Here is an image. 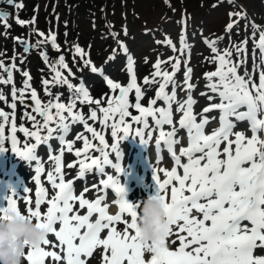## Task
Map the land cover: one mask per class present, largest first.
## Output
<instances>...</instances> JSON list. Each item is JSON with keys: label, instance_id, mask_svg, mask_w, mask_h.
Returning a JSON list of instances; mask_svg holds the SVG:
<instances>
[{"label": "snow or ice", "instance_id": "snow-or-ice-1", "mask_svg": "<svg viewBox=\"0 0 264 264\" xmlns=\"http://www.w3.org/2000/svg\"><path fill=\"white\" fill-rule=\"evenodd\" d=\"M8 2L14 3V0ZM0 19L6 21V14L0 12ZM18 23L23 25L25 22L18 21ZM234 23L227 25L228 31L232 29ZM52 41L54 44L55 37H52ZM168 43L171 44V41ZM181 43L183 44V39ZM208 43L215 53L211 57V62L217 63V68L215 71L204 73L206 88L219 98V102L211 103L202 110V113L219 110V127L213 129L210 134H205L204 128L209 123L208 118L204 117L197 122L196 115L192 111L196 103L191 96L194 86L188 82L191 79L192 69L187 67L185 71L187 99L184 102H177L176 110L183 113L178 123L180 129L187 131L188 145L180 149L179 155L174 150V145L179 143L178 139H174L177 135L176 127L167 132L163 128L164 125L174 123L172 119V104L176 100L174 77L181 66L179 59L173 63L171 73L160 71L162 62L157 61L153 79L144 78L146 85L155 83V77L161 78L155 98L151 99L146 107L140 103L144 93L136 82L131 57L128 58L131 80L127 86H121L107 79L110 89L114 93L118 90V94L108 98L107 106L99 109L102 113L101 124L105 128L110 127L111 136L115 141L111 146L104 135L88 126L83 114L74 111L77 101L96 105H100L101 101L93 100L82 86L74 88L68 79L57 71L55 82L66 84L70 90H73L74 98L65 104L59 101L57 95L55 100H49L45 104L38 97L37 92L31 90L30 98L34 102L32 112L36 115H29L27 112L24 114L32 121L33 130L29 131L28 128L22 127L20 131L35 142L30 145L25 144L22 149L15 136L17 128L14 110L17 107V99L21 104L24 103L25 90L20 89V95L17 97V89L13 87L10 104L13 109L11 151L30 164L32 162L36 164L35 183L38 187L34 208L31 206L33 201L30 198H25V202L29 205L27 215L36 219L38 227L46 229V235L41 237L40 243L27 248L24 259L28 264H45L46 258H51L54 262L61 261L62 257L56 251H48L42 247L49 244V233H54L64 252L63 259L66 264H85L81 256L92 257L93 250L98 246L105 250L106 264H145L146 249L149 250L151 257L147 264H264V254H254L256 249L264 253V32L260 33L258 43L254 42L251 71L246 67V48L240 45L234 46L236 52L245 54V59L233 62L231 50L221 53L216 48L215 41ZM243 43L246 44L247 41ZM172 47L175 49L174 45ZM256 48L260 51L259 64L255 62ZM76 51L83 55L82 49L77 47ZM60 64L64 68L68 67L63 63V58L60 59ZM241 66H245L242 74L239 71ZM0 67H3L2 62ZM91 70L97 71L94 66ZM5 71L9 73L8 77L0 80V83L12 82L10 69L5 68ZM253 73H258V78L254 77ZM24 76L28 77V73L25 72ZM48 83L49 81H44L45 85ZM169 84L173 85L171 94L166 91ZM25 87H30L27 81ZM133 89L136 98L134 108L138 110V115H132L129 111L131 107L129 93ZM45 92L51 95L47 87ZM201 95L207 96L209 101L214 99L207 93ZM0 100H5L2 91H0ZM158 100H163L166 107H154ZM37 116L41 118L39 121ZM127 117L131 118V123L126 120ZM149 117L159 128L157 149L159 150L163 141L175 162L171 170H161L165 177L163 180L156 174V170H153V180L156 185L153 197L164 202L169 226L164 238L150 245L141 242L137 224L139 201L133 203L127 200L125 185L113 176L101 180L100 184L105 190L111 188L116 193L119 214H108L107 206H102L103 196L93 200L86 199V193L89 191L87 188L78 195L75 194L74 180H66L63 172V149L60 155L49 157V160L55 161L56 166L54 171H48L47 181L56 191L51 198H48V190L41 185V173L44 168L36 154L38 146L55 138L60 140L61 145L66 143L68 151L71 152L73 142L66 141L65 136L72 124L82 122L86 131L91 132L93 137L99 140L101 147L96 151L101 155L89 156L92 146L88 138L77 135V139H83L84 147L77 149L75 156L83 158L67 165L71 169L78 163L76 179L83 178L86 172L92 170L102 175L105 166L108 165L116 168L117 172L124 173L125 169L119 163L113 164L109 159L108 149L111 147L117 160H120L122 157L120 141L132 134L133 124L142 125L135 129V136L145 145V130L149 129ZM0 119L7 123L9 114L0 110ZM90 119H97L96 110L90 112ZM241 122L248 123L252 133L250 137L243 132L233 131ZM4 123H0V153L7 150ZM148 138H151V131L148 132ZM48 148L51 151L50 144ZM184 157L187 161L182 163ZM178 168L182 169V174L178 172ZM169 186H171L170 199ZM23 191L28 189L23 188ZM10 193L11 195L4 196L6 206H0V220L8 218L4 213L9 209L20 211L14 199L19 192L13 188ZM45 199L48 206L46 213L42 214L41 204ZM76 203L79 209L86 208V214H80L74 208ZM194 211L200 215H193ZM94 213L98 215L92 220L90 218ZM123 213H127L130 221L122 220ZM57 222H59L58 230L54 226ZM120 222L125 225L123 233L114 226ZM105 230L106 238H102L101 234ZM130 230H133L134 234H131ZM173 236L176 239H172ZM177 242L178 247L170 250L169 244L176 245Z\"/></svg>", "mask_w": 264, "mask_h": 264}, {"label": "clouds", "instance_id": "clouds-1", "mask_svg": "<svg viewBox=\"0 0 264 264\" xmlns=\"http://www.w3.org/2000/svg\"><path fill=\"white\" fill-rule=\"evenodd\" d=\"M4 215L8 218L0 220V264H25L27 248L39 244L46 229L22 211L9 209ZM137 224L142 243L150 245L164 238L169 227L164 202L153 195L139 201ZM146 253L150 254L148 249Z\"/></svg>", "mask_w": 264, "mask_h": 264}, {"label": "rangeland", "instance_id": "rangeland-1", "mask_svg": "<svg viewBox=\"0 0 264 264\" xmlns=\"http://www.w3.org/2000/svg\"><path fill=\"white\" fill-rule=\"evenodd\" d=\"M155 0H140L139 1V8L146 16L150 15L153 11V5ZM255 7V6H254Z\"/></svg>", "mask_w": 264, "mask_h": 264}]
</instances>
